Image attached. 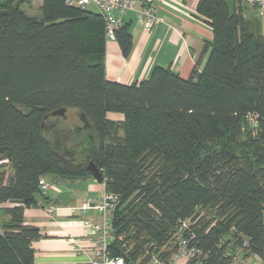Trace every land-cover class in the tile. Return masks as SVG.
<instances>
[{
	"label": "trees",
	"instance_id": "16d2710c",
	"mask_svg": "<svg viewBox=\"0 0 264 264\" xmlns=\"http://www.w3.org/2000/svg\"><path fill=\"white\" fill-rule=\"evenodd\" d=\"M29 1L0 0V264H35L31 243L40 234L24 223V209L45 192L39 180L90 178V160L102 170L104 190L119 198L111 255L125 243L130 261L149 264L153 241L156 249L166 245L167 256L177 221L189 219L184 235L193 234L189 242L202 257L182 264H240L238 253L264 260L260 19L240 6L230 10L228 0H198L212 30L203 69L182 78L155 67L147 79L123 85L105 77L96 9L42 0L37 17L26 13ZM115 38L127 55L128 23ZM69 107L80 127L52 114Z\"/></svg>",
	"mask_w": 264,
	"mask_h": 264
},
{
	"label": "crops",
	"instance_id": "0c3cea01",
	"mask_svg": "<svg viewBox=\"0 0 264 264\" xmlns=\"http://www.w3.org/2000/svg\"><path fill=\"white\" fill-rule=\"evenodd\" d=\"M138 5L152 0H133ZM162 22L147 32L134 12L122 16L129 24L132 45L123 55L116 38L105 37L104 71L109 81L123 85L147 79L155 67L170 68L187 78L195 67L201 71L209 50L204 52L205 41L212 39V30L196 11L198 0H154ZM35 2V3H34ZM42 0H31L39 8ZM230 10L240 6L244 16L258 17L264 28V11L241 1L228 0ZM95 10L94 6L87 7ZM113 119L121 115L108 113ZM7 174L9 173L6 170ZM52 184L39 195L34 206L24 209V223L39 230V238L32 241L35 264H86L93 254L95 231L84 226L90 218H97L93 208L80 210L83 198L99 199L105 191L104 182L93 177L59 179L43 177ZM52 208L48 213L46 209ZM240 264H264L255 254L238 253Z\"/></svg>",
	"mask_w": 264,
	"mask_h": 264
},
{
	"label": "built area",
	"instance_id": "2783aa9c",
	"mask_svg": "<svg viewBox=\"0 0 264 264\" xmlns=\"http://www.w3.org/2000/svg\"><path fill=\"white\" fill-rule=\"evenodd\" d=\"M243 1L261 12L264 11V0ZM66 2L67 4H76L81 8L88 5L94 6L104 21L105 36L107 38H115L116 30L123 24L122 16L128 12L135 13L137 20L142 23L147 32L151 31L157 23L162 22V18L157 14V6L154 0L140 5L133 0H67ZM247 117L250 123H256L257 115L255 113H249ZM99 170L102 172L101 169ZM39 184L42 191H46L52 185L45 182L42 178L39 180ZM118 203V196L106 191L103 192L99 199H82L81 211L93 208L98 212L97 218H90L84 222L85 227L95 231V238L92 244L93 254L86 264H126L122 258V254H127L125 243L122 245L123 250L118 256L111 255L109 249L110 242L114 239L111 215ZM46 211L50 213L52 208H48ZM189 225V219L177 221L171 243L175 250L167 256L163 254L167 249L166 245L156 249L155 242L151 241L147 247V253L149 254L148 263L182 264L189 259L200 260L202 257L201 250L189 242L193 238V234L184 235V231L189 229Z\"/></svg>",
	"mask_w": 264,
	"mask_h": 264
},
{
	"label": "rangeland",
	"instance_id": "374dc122",
	"mask_svg": "<svg viewBox=\"0 0 264 264\" xmlns=\"http://www.w3.org/2000/svg\"><path fill=\"white\" fill-rule=\"evenodd\" d=\"M34 3H31L30 1L28 3H25L24 4L25 11L30 16L39 17L40 10L35 6ZM59 120L62 121L66 127H70L71 129H75L77 126H81L83 124V121L79 116L78 110L72 107L67 108L65 114L63 116H60Z\"/></svg>",
	"mask_w": 264,
	"mask_h": 264
},
{
	"label": "water",
	"instance_id": "95a60500",
	"mask_svg": "<svg viewBox=\"0 0 264 264\" xmlns=\"http://www.w3.org/2000/svg\"><path fill=\"white\" fill-rule=\"evenodd\" d=\"M65 111H66L65 108H60V109H57L55 111H52V114L64 115ZM86 170H88L90 172L91 177H93L96 180H101L102 173L93 161L90 160L87 162ZM122 258L126 264H136L133 261L129 260L126 253L122 254Z\"/></svg>",
	"mask_w": 264,
	"mask_h": 264
},
{
	"label": "flooded vegetation",
	"instance_id": "af4514ba",
	"mask_svg": "<svg viewBox=\"0 0 264 264\" xmlns=\"http://www.w3.org/2000/svg\"><path fill=\"white\" fill-rule=\"evenodd\" d=\"M83 125V124H82ZM77 127H80V126H77Z\"/></svg>",
	"mask_w": 264,
	"mask_h": 264
}]
</instances>
